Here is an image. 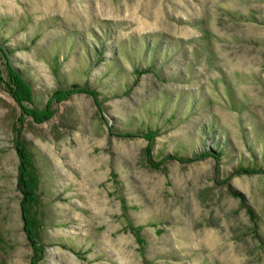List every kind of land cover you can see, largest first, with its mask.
I'll list each match as a JSON object with an SVG mask.
<instances>
[{"label": "rangeland", "instance_id": "obj_1", "mask_svg": "<svg viewBox=\"0 0 264 264\" xmlns=\"http://www.w3.org/2000/svg\"><path fill=\"white\" fill-rule=\"evenodd\" d=\"M0 46V264H264V0H0Z\"/></svg>", "mask_w": 264, "mask_h": 264}, {"label": "trees", "instance_id": "obj_2", "mask_svg": "<svg viewBox=\"0 0 264 264\" xmlns=\"http://www.w3.org/2000/svg\"><path fill=\"white\" fill-rule=\"evenodd\" d=\"M0 50H1V46H0ZM11 77H12V80L14 81V87H10V90L12 91L13 95L16 97L17 101H19V103L22 104V100L24 99V97H26V96L29 97L30 89L27 86L26 82L23 80V78L18 73H14L13 72L11 74ZM77 88H78V85H72L70 88H68L66 90H57L54 93L53 96L59 98V97H62L64 95L70 93L71 91L79 90ZM89 92H91L93 94L92 90L89 91ZM48 105H49V103H47V105L44 107V109H41V110H36L34 108H30V109H28V110H30L28 113H31L34 118L40 120L43 117L49 116V114L52 112L51 109H48L49 108ZM21 106H22V108H24L26 110V107H25L24 104H22ZM146 136H147L148 139H152L153 132L152 131H147L146 132ZM21 153L23 154V152H21ZM204 154H206V152L202 153L201 156L204 155ZM212 154H213V152H212ZM214 155L217 157L218 153L216 152V153H214ZM178 158L181 161H185V160H188V159L193 158V157H178ZM261 169L264 170V168H261ZM244 170L249 171L248 169H244Z\"/></svg>", "mask_w": 264, "mask_h": 264}]
</instances>
